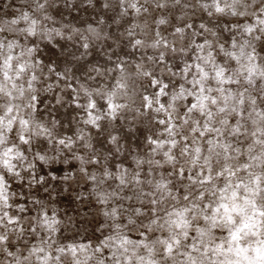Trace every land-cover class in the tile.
<instances>
[{
	"label": "snow or ice",
	"instance_id": "obj_1",
	"mask_svg": "<svg viewBox=\"0 0 264 264\" xmlns=\"http://www.w3.org/2000/svg\"><path fill=\"white\" fill-rule=\"evenodd\" d=\"M10 7L0 264H264V0ZM66 11L99 19L77 27ZM130 106L146 122L135 148L112 123ZM53 193L89 209L95 243L57 244Z\"/></svg>",
	"mask_w": 264,
	"mask_h": 264
},
{
	"label": "rangeland",
	"instance_id": "obj_2",
	"mask_svg": "<svg viewBox=\"0 0 264 264\" xmlns=\"http://www.w3.org/2000/svg\"><path fill=\"white\" fill-rule=\"evenodd\" d=\"M9 0H0V10L3 11H14V8L3 9V4L8 3ZM17 4L19 0H16ZM0 15H2V11H0ZM109 16L113 15V13H108ZM65 23L71 22L75 24L77 27L86 26L84 23H78V21L91 23L94 20L99 19L96 16L95 12H72L71 15L66 11L64 13ZM59 19V17H57ZM128 19H132V17H128ZM110 21L105 22V28L109 31H117L115 25H112L111 28L108 27ZM127 25H125L126 27ZM122 31V29H119ZM41 51L45 56L51 55L48 49L44 48L43 45L40 46ZM101 45L97 42V48H100ZM95 55V54H94ZM43 59V56H41ZM115 59V58H113ZM115 75V74H114ZM110 84L112 81H108ZM129 91L135 89L137 92L142 91L141 88V80L134 79L129 80ZM144 87H147V82L143 81ZM151 91V89H149ZM132 99L135 101V105L138 107L140 104L139 95L133 96ZM163 99V98H162ZM147 111V110H144ZM113 125L120 129L121 133H126L125 140L122 143H131L132 147H136V143L138 141L142 142L143 133L146 130L145 124L142 123L140 119V115L134 111L133 107H129L124 110L118 120L112 122ZM71 134V133H69ZM57 167H62L57 165ZM53 197L55 199V193H53ZM23 202V201H21ZM55 208L57 213L60 215V219L63 221L61 226V232L56 235L57 244H67V243H88V240L91 239L93 243L96 242V237L99 236V231L93 234V226L88 224L86 221L91 220V214L89 209L79 205V202H69L66 198L55 199V203L52 205ZM94 211V210H93ZM71 218V219H69ZM65 261H68L70 257H64Z\"/></svg>",
	"mask_w": 264,
	"mask_h": 264
}]
</instances>
